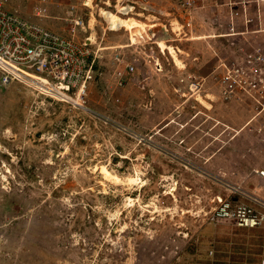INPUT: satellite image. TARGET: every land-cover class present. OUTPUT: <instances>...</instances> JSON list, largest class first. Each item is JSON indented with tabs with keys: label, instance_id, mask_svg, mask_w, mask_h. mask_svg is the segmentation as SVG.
Wrapping results in <instances>:
<instances>
[{
	"label": "rangeland",
	"instance_id": "1",
	"mask_svg": "<svg viewBox=\"0 0 264 264\" xmlns=\"http://www.w3.org/2000/svg\"><path fill=\"white\" fill-rule=\"evenodd\" d=\"M2 1L91 38L103 74L82 111L0 70V264H264V228L212 220L226 184L264 199V97L233 78H264L245 63L264 56V0H147L103 11L106 32L101 0L91 18L82 0Z\"/></svg>",
	"mask_w": 264,
	"mask_h": 264
},
{
	"label": "built area",
	"instance_id": "2",
	"mask_svg": "<svg viewBox=\"0 0 264 264\" xmlns=\"http://www.w3.org/2000/svg\"><path fill=\"white\" fill-rule=\"evenodd\" d=\"M113 1L115 2L114 10H110L111 0H101L106 8H101L100 14L107 23L105 32L115 30H111L103 11L112 12L124 18L140 15L141 13L137 10L141 7L143 12H155L154 8L146 4L147 0ZM254 1L247 0V3ZM82 5L87 10L86 15L90 18L94 17L92 10L97 5V0H82ZM76 9V6H73L69 16L76 27L86 30L84 16L75 14ZM237 14L240 12L238 11ZM150 29L156 36L154 28L149 27L148 30ZM94 45L91 38L77 42L32 23L18 12L7 10L3 1L0 0V70L2 71L1 85L4 87L9 86L13 81H18L38 94L51 97L74 109L89 110L86 102L90 97L91 84L103 74L98 67L101 46L99 45L96 49ZM245 63L248 64L246 67L260 66L264 63V56L258 53ZM137 69V60L135 63H127L125 74L134 75ZM244 69L246 68L235 69L233 78L238 79L241 85L243 81L251 82L252 89L259 86L261 95L264 97V78L260 76L259 83L254 80H245L248 71ZM117 74L120 77L118 85L125 86V76L122 72ZM262 174L264 176V171L261 172ZM225 187L229 194L226 197H217L218 202L213 211L212 220L231 222L240 228H264V199L244 190L241 186L226 184Z\"/></svg>",
	"mask_w": 264,
	"mask_h": 264
},
{
	"label": "bare ground",
	"instance_id": "3",
	"mask_svg": "<svg viewBox=\"0 0 264 264\" xmlns=\"http://www.w3.org/2000/svg\"><path fill=\"white\" fill-rule=\"evenodd\" d=\"M113 20V22L116 24V25H118V26H121L120 24L122 23V20L119 18V17H115V18H113L112 19ZM160 45L162 46V47H166V45L164 44V43H162V42H160ZM161 47V48H162ZM163 49V48H162ZM133 201V200H132ZM133 203H134V201H133Z\"/></svg>",
	"mask_w": 264,
	"mask_h": 264
},
{
	"label": "crops",
	"instance_id": "4",
	"mask_svg": "<svg viewBox=\"0 0 264 264\" xmlns=\"http://www.w3.org/2000/svg\"><path fill=\"white\" fill-rule=\"evenodd\" d=\"M252 230H254V229H252ZM252 230H248V231H252ZM254 233V232H253ZM256 256L257 257H263L264 258V253H261V252H259V253H256ZM264 260V259H263Z\"/></svg>",
	"mask_w": 264,
	"mask_h": 264
}]
</instances>
